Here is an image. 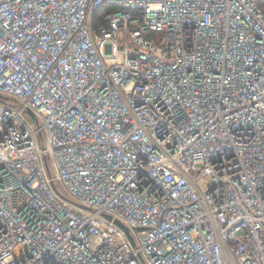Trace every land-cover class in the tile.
Listing matches in <instances>:
<instances>
[{
  "label": "built area",
  "instance_id": "2783aa9c",
  "mask_svg": "<svg viewBox=\"0 0 264 264\" xmlns=\"http://www.w3.org/2000/svg\"><path fill=\"white\" fill-rule=\"evenodd\" d=\"M0 264H264V0H0Z\"/></svg>",
  "mask_w": 264,
  "mask_h": 264
},
{
  "label": "rangeland",
  "instance_id": "374dc122",
  "mask_svg": "<svg viewBox=\"0 0 264 264\" xmlns=\"http://www.w3.org/2000/svg\"><path fill=\"white\" fill-rule=\"evenodd\" d=\"M8 102H9V103H12V104L14 103L12 100H9ZM25 117H26L28 120H32V119H31V116H30L27 112H25ZM55 184H56L57 187L60 189V186L58 185V182H57V181L55 182ZM60 190H61V189H60ZM61 191H62V190H61Z\"/></svg>",
  "mask_w": 264,
  "mask_h": 264
},
{
  "label": "water",
  "instance_id": "95a60500",
  "mask_svg": "<svg viewBox=\"0 0 264 264\" xmlns=\"http://www.w3.org/2000/svg\"><path fill=\"white\" fill-rule=\"evenodd\" d=\"M30 113V112H29ZM31 114V113H30ZM119 223V222H118ZM120 224V223H119ZM124 229H126L122 224H120ZM127 230V229H126Z\"/></svg>",
  "mask_w": 264,
  "mask_h": 264
}]
</instances>
